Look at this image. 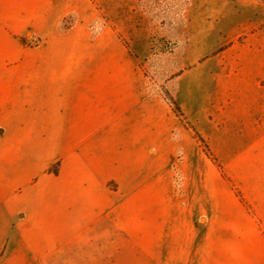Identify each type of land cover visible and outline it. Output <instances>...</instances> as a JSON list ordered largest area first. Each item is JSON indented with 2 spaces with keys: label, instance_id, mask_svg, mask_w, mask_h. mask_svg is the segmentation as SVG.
Segmentation results:
<instances>
[{
  "label": "crops",
  "instance_id": "0c3cea01",
  "mask_svg": "<svg viewBox=\"0 0 264 264\" xmlns=\"http://www.w3.org/2000/svg\"><path fill=\"white\" fill-rule=\"evenodd\" d=\"M202 51L168 90L216 161L92 0H0L2 263L264 264V54Z\"/></svg>",
  "mask_w": 264,
  "mask_h": 264
},
{
  "label": "rangeland",
  "instance_id": "374dc122",
  "mask_svg": "<svg viewBox=\"0 0 264 264\" xmlns=\"http://www.w3.org/2000/svg\"><path fill=\"white\" fill-rule=\"evenodd\" d=\"M92 1L123 43L133 45L137 57H146L150 68L145 69L162 81L163 91L178 70L188 68L183 58L195 46L202 45L203 60L218 54H264L260 45L264 42V0ZM204 30L206 39L201 36ZM88 247L87 240L76 241L50 263L88 264ZM0 264H4L2 255Z\"/></svg>",
  "mask_w": 264,
  "mask_h": 264
},
{
  "label": "trees",
  "instance_id": "16d2710c",
  "mask_svg": "<svg viewBox=\"0 0 264 264\" xmlns=\"http://www.w3.org/2000/svg\"><path fill=\"white\" fill-rule=\"evenodd\" d=\"M164 95H165L166 100L172 106V108L178 114V116H180L182 118V120L186 121L187 125L196 132L198 141L200 142L201 146L204 148V150L206 151L208 156L210 158H212L214 161H216V159H214L213 156H212V153L210 151L209 145L207 144L206 140L196 131L194 126L192 124H190L186 120L185 114L183 113L182 109L180 108V106H179L177 100L175 99V97L171 94V92L168 89H165V88H164ZM59 165H60L59 163L56 164L53 168L50 169V172L54 173L55 175H58V173H59ZM238 193L240 194V192H238ZM240 196H241V194H240ZM241 199H242V201L245 204H247L242 196H241Z\"/></svg>",
  "mask_w": 264,
  "mask_h": 264
}]
</instances>
